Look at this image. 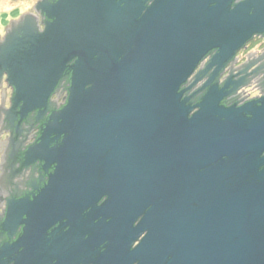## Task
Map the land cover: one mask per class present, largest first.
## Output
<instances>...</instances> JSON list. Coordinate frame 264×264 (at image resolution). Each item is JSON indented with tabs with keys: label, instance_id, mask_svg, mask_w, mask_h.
<instances>
[{
	"label": "water",
	"instance_id": "1",
	"mask_svg": "<svg viewBox=\"0 0 264 264\" xmlns=\"http://www.w3.org/2000/svg\"><path fill=\"white\" fill-rule=\"evenodd\" d=\"M112 1L84 0L71 37L68 0L43 3L52 12L47 24L52 32L38 55L18 64L17 74L30 86L24 92L29 104L45 100L65 62L78 57L73 89L51 130L63 138L45 152L54 172L27 203L23 252L15 264L44 263L46 230L94 205L103 186L98 179L102 169L110 179L118 173L122 186L112 195L111 206L120 205L113 224L105 226L110 244L98 264H130L134 259L138 264H264V179L245 181L255 171L252 160L264 148V105L244 127L229 118L207 122L208 110L187 117L179 92L208 50L219 47L231 54L251 33L262 30L263 16L249 15L243 6L220 14L221 7H209L205 0L195 8L191 0H156L136 23L128 15L130 2L122 0L128 3L125 10ZM200 105L218 106L216 94L206 95ZM154 115L169 123V129L184 123L179 130L185 172L206 168L186 181L183 207L173 199L169 211L175 213L169 217L155 213L163 211L158 198L148 200L151 193L137 192L138 201L153 206L134 229L132 218L143 208L133 204L129 183L156 163L149 159L147 140ZM117 123L126 131L121 139ZM229 176L232 181H224ZM177 209H183L179 221ZM143 230L148 234L127 251L134 231Z\"/></svg>",
	"mask_w": 264,
	"mask_h": 264
},
{
	"label": "flooded vegetation",
	"instance_id": "2",
	"mask_svg": "<svg viewBox=\"0 0 264 264\" xmlns=\"http://www.w3.org/2000/svg\"><path fill=\"white\" fill-rule=\"evenodd\" d=\"M55 1L57 0H38L32 11L22 13L0 35V264H15L16 258L23 252L20 241L25 233L27 203L40 192L54 172L55 164L45 162V152L52 151L63 138L51 130L57 122L58 114L67 104L77 73L78 57L74 56L65 62L45 100L34 99L29 104L26 102L24 92L30 86L17 74V69L20 68L18 64L38 55L43 49L42 43L52 32L47 25L52 21V12L43 3L51 6ZM127 1L130 2L128 15L136 18V23L156 3V0ZM191 1V8L199 7L200 0ZM83 2L84 0H68V37L73 36V29L79 27L76 18L81 16ZM112 2L118 7L125 6L127 10L128 3L125 4L122 0ZM205 2L209 7H221L220 14L240 6L249 15L261 13L263 22L259 25L263 27H260L262 30L251 33L231 54L213 47L201 57L179 86L180 100L185 104L182 111L185 110L187 117L191 118L208 110L209 115L204 116L203 121L217 118L223 121L229 118L233 122L242 123L244 127L264 105V0ZM73 17L75 20H71ZM212 92L216 94L218 106H201L204 97ZM151 119L147 124L149 159H154L156 163L152 162L146 168L145 176L134 174L133 181L130 180L129 183L135 193L133 204L142 205L140 209L143 208L132 218L131 225L134 229L153 206L151 203L143 204L138 201L137 192L151 193L152 197L147 198L148 200L158 198L157 206L160 205L163 211L156 210L155 213L169 217L175 213L169 211L173 199H176L178 208L183 207L180 202L183 200L182 192L186 181L191 182L206 168H200L192 175L190 171L185 172L179 130L183 122L177 123V129H174L175 125L169 129V123L162 122L159 116L154 115ZM114 126L118 130V139L126 135V131L121 130L123 125L117 123ZM128 134L130 136L131 132ZM174 140L178 144L176 148L172 147ZM252 162L255 171L245 178L246 182L256 178L264 179V148ZM134 171L136 172L135 169ZM107 176L102 169L98 179L103 186L94 205L84 207L77 216L60 219L46 230L44 240L48 251H45L43 264H57L62 258H67L64 264L99 263V256L110 244L111 234L105 226L113 224L120 205L115 203L111 206L110 202L116 189L120 192L122 186L118 173L111 179ZM226 180L231 182L232 176L224 181ZM191 206L196 207V204ZM182 214L183 209H177V221ZM118 222L125 224L127 221ZM147 234L148 230L138 234L134 231V238L127 251L134 250ZM179 236L178 239L183 240V235ZM130 264L138 262L134 259Z\"/></svg>",
	"mask_w": 264,
	"mask_h": 264
},
{
	"label": "rangeland",
	"instance_id": "3",
	"mask_svg": "<svg viewBox=\"0 0 264 264\" xmlns=\"http://www.w3.org/2000/svg\"><path fill=\"white\" fill-rule=\"evenodd\" d=\"M38 0H0V35L11 19H18L22 13L32 11Z\"/></svg>",
	"mask_w": 264,
	"mask_h": 264
}]
</instances>
